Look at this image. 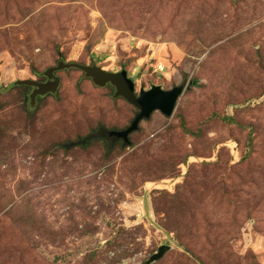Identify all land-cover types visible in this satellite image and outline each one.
Returning <instances> with one entry per match:
<instances>
[{"label":"rangeland","instance_id":"1","mask_svg":"<svg viewBox=\"0 0 264 264\" xmlns=\"http://www.w3.org/2000/svg\"><path fill=\"white\" fill-rule=\"evenodd\" d=\"M60 56L126 71L137 95L184 91L114 142L99 132L139 111L109 86L12 89ZM95 131L111 153L83 146ZM181 244L264 264V0H0V264H200Z\"/></svg>","mask_w":264,"mask_h":264},{"label":"trees","instance_id":"2","mask_svg":"<svg viewBox=\"0 0 264 264\" xmlns=\"http://www.w3.org/2000/svg\"><path fill=\"white\" fill-rule=\"evenodd\" d=\"M70 71L82 72V79H90L92 80L93 84L96 86L97 85L103 86V84L104 86L106 85L109 86L111 89H113V91H115V95H118L117 97L116 96L115 97L121 98V95L119 94V86L117 85L118 82L116 81V79L120 73L124 72V70L118 73H111V72L103 71L101 69H95V74H94L92 72V67H86L85 65L80 64L78 62L67 63L65 59L61 56L59 61L57 62L56 67L49 68L41 72L38 70H33L34 75L40 79L39 82L28 81V80L18 81L13 84L12 89L17 90L21 94H23V96L25 97V103L30 93H32V89L34 87L36 93L38 94V98H37L38 102H40L42 98H47V97L59 98L61 80L60 77L57 75V73L70 72ZM90 71L91 74L89 73ZM181 126L185 132L195 135V133H193L187 128L184 120L181 121ZM82 140L84 142L83 146L85 147H87L91 143L101 140L104 143L105 149L108 153H111L112 150L115 148L112 146L111 142H109V140H107L106 138H97L96 131L91 133L88 137H85ZM181 246L186 250V252L192 255V258L194 260H197V262H199L200 264H211L210 262L201 258L202 256L195 250H192L188 244H181ZM253 262L254 260H252L251 264H253Z\"/></svg>","mask_w":264,"mask_h":264},{"label":"water","instance_id":"3","mask_svg":"<svg viewBox=\"0 0 264 264\" xmlns=\"http://www.w3.org/2000/svg\"><path fill=\"white\" fill-rule=\"evenodd\" d=\"M116 81L119 86V94L126 99L127 102L137 108L139 112L127 129L118 132L101 130L99 135L105 134L112 136L114 137V142L122 139L125 144L129 143L130 134L137 131L140 123L143 120L150 118L154 112L160 111L167 117H171L175 111L177 102L184 91L183 86L175 87L172 90H163L161 87L155 86L151 90L146 92L143 91L137 96L135 84L132 79L128 77L126 71L120 73L117 76ZM170 249V246H162L159 251L151 257L150 262L159 261Z\"/></svg>","mask_w":264,"mask_h":264},{"label":"flooded vegetation","instance_id":"4","mask_svg":"<svg viewBox=\"0 0 264 264\" xmlns=\"http://www.w3.org/2000/svg\"><path fill=\"white\" fill-rule=\"evenodd\" d=\"M136 95H137V93H136ZM137 96H139V95H137ZM112 141V140H111ZM121 141L123 142V144H124V141L121 139Z\"/></svg>","mask_w":264,"mask_h":264}]
</instances>
